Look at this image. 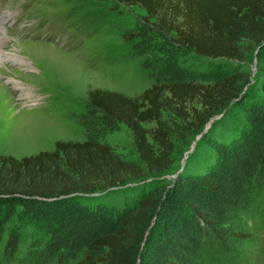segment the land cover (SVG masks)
Here are the masks:
<instances>
[{"label": "trees", "instance_id": "16d2710c", "mask_svg": "<svg viewBox=\"0 0 264 264\" xmlns=\"http://www.w3.org/2000/svg\"><path fill=\"white\" fill-rule=\"evenodd\" d=\"M113 1L145 12L120 36L150 85L134 95L89 87L83 109L68 113L83 140L19 158L0 153L2 257L15 258L28 230L41 258L74 264L251 256L246 216L264 198V0ZM219 114L198 139L207 157L194 162L193 150L174 177L157 178L178 144ZM120 125L135 159L104 139ZM262 225L257 217L253 228Z\"/></svg>", "mask_w": 264, "mask_h": 264}, {"label": "rangeland", "instance_id": "374dc122", "mask_svg": "<svg viewBox=\"0 0 264 264\" xmlns=\"http://www.w3.org/2000/svg\"><path fill=\"white\" fill-rule=\"evenodd\" d=\"M144 13L138 6L113 0H0V90H4L0 97V153L19 158L51 149L58 139L83 140L82 129L68 113L83 109L89 87L130 95L148 87L150 81L137 59L125 51L120 36ZM254 55L250 85L257 79ZM194 60L208 65L213 61ZM198 134L178 144L172 166L157 178L167 181L174 177L192 153L193 142V161L207 157L208 146L200 137L196 139ZM104 139L127 158H136L131 133L124 125ZM130 185L124 189L129 191ZM246 217L247 227L252 225V255L238 250L234 256L225 254L224 259L230 264H264V198ZM257 217L263 218L261 229L253 228ZM28 233L33 234L26 231L12 260L2 257L0 241V264H74L67 258H41L29 249L32 235Z\"/></svg>", "mask_w": 264, "mask_h": 264}, {"label": "water", "instance_id": "95a60500", "mask_svg": "<svg viewBox=\"0 0 264 264\" xmlns=\"http://www.w3.org/2000/svg\"><path fill=\"white\" fill-rule=\"evenodd\" d=\"M219 116H220V114L211 117V118L209 119V121L207 122V124L205 125L204 129H203V130L197 135L196 139H198V138L202 135L203 131L209 127V125L211 124V121H212L213 119L219 117ZM194 144H195V142L192 143V146H191L189 152H192L193 147H194ZM178 171H179V170H178ZM178 171H177V172H178ZM177 172H176L173 176H175V175L177 174Z\"/></svg>", "mask_w": 264, "mask_h": 264}, {"label": "bare ground", "instance_id": "6f19581e", "mask_svg": "<svg viewBox=\"0 0 264 264\" xmlns=\"http://www.w3.org/2000/svg\"><path fill=\"white\" fill-rule=\"evenodd\" d=\"M25 53H26V52H25ZM15 60L18 61V59H15ZM12 81H13V80H12ZM3 91H4V90H2V89L0 90V97H1ZM7 96H8V95H7ZM6 104H8V105L10 104V99H9V101L6 102Z\"/></svg>", "mask_w": 264, "mask_h": 264}]
</instances>
